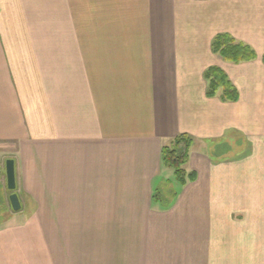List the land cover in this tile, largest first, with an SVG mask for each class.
Instances as JSON below:
<instances>
[{"label":"crops","instance_id":"obj_1","mask_svg":"<svg viewBox=\"0 0 264 264\" xmlns=\"http://www.w3.org/2000/svg\"><path fill=\"white\" fill-rule=\"evenodd\" d=\"M219 33L256 58L224 61ZM210 66L236 101L206 96ZM178 134L196 177L162 208ZM7 158L0 264H264V0H0Z\"/></svg>","mask_w":264,"mask_h":264},{"label":"trees","instance_id":"obj_2","mask_svg":"<svg viewBox=\"0 0 264 264\" xmlns=\"http://www.w3.org/2000/svg\"><path fill=\"white\" fill-rule=\"evenodd\" d=\"M211 50L230 63L247 62L256 58V52L250 45L235 40L227 33H219L212 38ZM203 78L206 81L205 93L207 97L218 95L222 101L237 100V89L221 68L217 66L206 68ZM191 144L190 136L178 134L161 148L160 163L162 166L172 169L174 181L173 186L171 181L161 179L155 186L152 199L158 202L162 208H167L176 197L175 185L183 186L196 177L194 171H186L183 167L188 160ZM1 192L2 188L0 187V222H3L8 218L9 211L4 204Z\"/></svg>","mask_w":264,"mask_h":264},{"label":"water","instance_id":"obj_3","mask_svg":"<svg viewBox=\"0 0 264 264\" xmlns=\"http://www.w3.org/2000/svg\"><path fill=\"white\" fill-rule=\"evenodd\" d=\"M2 168L0 167V175ZM3 174L5 180V187L11 193L8 196V201L13 211H18L21 207L16 189V175H15V163L12 158H7L3 166Z\"/></svg>","mask_w":264,"mask_h":264},{"label":"rangeland","instance_id":"obj_4","mask_svg":"<svg viewBox=\"0 0 264 264\" xmlns=\"http://www.w3.org/2000/svg\"><path fill=\"white\" fill-rule=\"evenodd\" d=\"M5 189V188H4ZM6 191V190H5Z\"/></svg>","mask_w":264,"mask_h":264}]
</instances>
